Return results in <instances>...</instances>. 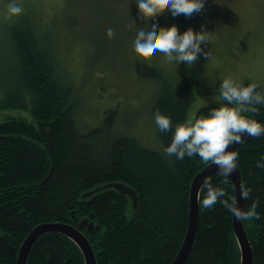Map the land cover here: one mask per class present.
<instances>
[{
	"label": "trees",
	"instance_id": "obj_1",
	"mask_svg": "<svg viewBox=\"0 0 264 264\" xmlns=\"http://www.w3.org/2000/svg\"><path fill=\"white\" fill-rule=\"evenodd\" d=\"M9 28L18 80L15 92L0 101V108L29 107L30 118L9 113L0 121V264H16L22 242L37 225L76 226L84 217L97 227L83 231L96 264H171L186 235L192 180L207 164L199 156L176 160L140 145L134 137L110 139L113 112L105 116L103 126L80 131L72 88L59 76L48 37L30 19ZM177 70L173 94L154 105V111L172 119L173 130L161 133L157 127L164 148L175 125L186 119L195 92H216L202 67L181 63ZM135 71L143 79L161 76L144 62H137ZM217 106H201L195 116L207 115ZM258 107L259 114L252 118L264 124V106ZM233 150L239 153L241 184L253 189L243 209L250 208L253 199L260 201V219L243 221V226L252 248L251 264H264V169L256 167L264 154V135L249 137ZM217 173L209 178L219 185L223 178ZM110 182L135 190V209L130 198L114 188L81 198ZM229 185L220 186L235 195L230 177ZM203 196L200 191L196 233L184 264H240L233 215L219 203L202 210ZM26 264H85V260L73 240L49 232L34 242Z\"/></svg>",
	"mask_w": 264,
	"mask_h": 264
},
{
	"label": "rangeland",
	"instance_id": "obj_2",
	"mask_svg": "<svg viewBox=\"0 0 264 264\" xmlns=\"http://www.w3.org/2000/svg\"><path fill=\"white\" fill-rule=\"evenodd\" d=\"M14 2L24 9L20 15H9L8 5L13 0H0V101L15 92L18 80L9 27L30 19L55 51L57 71L72 88L74 118L82 132L103 126L105 116L113 112L110 139L134 137L140 145L164 154L154 105L159 98L173 94L179 80L178 65L159 52L141 58L133 45L137 31L147 30L153 23L161 27L175 24L181 33L189 27L199 31L202 25L209 31V42L201 44L206 56L201 54L196 63L187 65L202 67L216 92H195L186 118L195 116L201 106L218 105L219 85L227 77L245 85L257 82V91L264 92V0H204L203 11L191 17H173L165 11L148 22L141 19L137 0ZM109 27L115 29L114 38L106 36ZM137 62L156 67L160 78L139 77ZM9 113L30 118L29 107L19 109L12 104L0 108V121Z\"/></svg>",
	"mask_w": 264,
	"mask_h": 264
},
{
	"label": "clouds",
	"instance_id": "obj_3",
	"mask_svg": "<svg viewBox=\"0 0 264 264\" xmlns=\"http://www.w3.org/2000/svg\"><path fill=\"white\" fill-rule=\"evenodd\" d=\"M136 6L141 19L148 22L165 11H170L173 17L181 14L191 17L203 11L204 0H137ZM23 11L14 0L8 5L9 15H20ZM208 32L203 25L199 31L189 27L181 33L175 24L161 27L153 23L147 30L141 28L137 31L133 41L134 51L145 59L159 52L170 63L191 65L198 61L201 54L206 56L201 44L209 42ZM106 36L114 38L115 29L107 28ZM258 88L260 85L257 82L245 85L231 77L223 79L219 85L218 106L210 108L207 115H189L176 124L171 142L163 150L166 156L176 160L199 156L205 164L215 165L218 176L223 179L219 185L213 184L210 178L203 181L200 191L204 196L200 206L207 211L219 203L239 221L259 220L257 208L260 201L253 199L250 208L244 210L237 206L236 196L220 185L231 187L229 177L238 166L239 153L229 150L230 145L242 143L244 135L252 138L264 135V124L252 118L259 114L258 106H264V92L257 91ZM154 119L161 133L173 130L171 117L162 114L159 109L154 112ZM256 167L264 169V154L256 162ZM252 191L251 187L243 183L240 185L243 200H248Z\"/></svg>",
	"mask_w": 264,
	"mask_h": 264
},
{
	"label": "water",
	"instance_id": "obj_4",
	"mask_svg": "<svg viewBox=\"0 0 264 264\" xmlns=\"http://www.w3.org/2000/svg\"><path fill=\"white\" fill-rule=\"evenodd\" d=\"M249 138L247 135L242 137L243 141ZM239 144L233 143L230 145L229 150H233ZM218 172V169L215 165L207 164L202 170H200L193 178L191 186H190V210H189V220L188 227L186 231V235L184 241L176 254L175 258L171 262V264H184L189 252L192 247V243L195 237L197 223H198V198L199 192L202 187V183L206 178H209L212 174ZM230 178L233 183V187L235 190V196L237 198V206L243 207V199L240 196V185H241V177L239 170L236 169L231 175ZM104 188H114L121 194L127 195L132 203V208L135 209L137 206V195L135 191L125 183L122 182H110L104 184L102 186L90 189L84 192L81 195L82 199L90 197L91 195L99 192ZM93 215H90L92 218ZM97 229L92 221H89V218H82L76 226L72 224L62 223V222H54V223H43L34 227L29 235L24 239L21 244L17 262L16 264H26L27 257L31 247L34 242L43 234L49 232H57L62 233L73 240L77 246L80 248L85 264H96L95 253L86 237L83 233V230L88 232H92L93 229ZM233 229L235 233V237L239 246L241 260L240 264H251L252 263V248L249 244L248 238L246 236L245 230L243 228L242 221L236 220L233 217Z\"/></svg>",
	"mask_w": 264,
	"mask_h": 264
},
{
	"label": "bare ground",
	"instance_id": "obj_5",
	"mask_svg": "<svg viewBox=\"0 0 264 264\" xmlns=\"http://www.w3.org/2000/svg\"><path fill=\"white\" fill-rule=\"evenodd\" d=\"M210 164V163H209ZM132 188V187H131ZM133 189V188H132ZM134 190V189H133ZM135 191V190H134ZM136 193V192H135ZM138 199V198H137ZM199 199V198H198ZM138 201V200H137ZM243 202H244V200H243ZM242 209H243V207H242ZM189 210H190V207H189ZM242 223H243V221H242ZM243 228H244V226H243ZM245 230V229H244ZM84 231V230H83ZM84 233V232H83ZM246 233V232H245ZM247 236V235H246ZM248 238V237H247ZM249 241V240H248ZM90 243V242H89ZM249 244H250V242H249ZM91 245V244H90Z\"/></svg>",
	"mask_w": 264,
	"mask_h": 264
}]
</instances>
